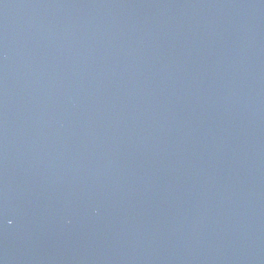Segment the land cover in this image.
I'll return each instance as SVG.
<instances>
[{
    "label": "water",
    "instance_id": "1",
    "mask_svg": "<svg viewBox=\"0 0 264 264\" xmlns=\"http://www.w3.org/2000/svg\"><path fill=\"white\" fill-rule=\"evenodd\" d=\"M0 264H264V0H0Z\"/></svg>",
    "mask_w": 264,
    "mask_h": 264
}]
</instances>
